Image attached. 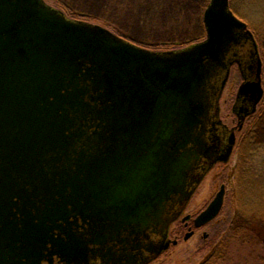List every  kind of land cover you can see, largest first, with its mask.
Masks as SVG:
<instances>
[{
	"label": "water",
	"instance_id": "95a60500",
	"mask_svg": "<svg viewBox=\"0 0 264 264\" xmlns=\"http://www.w3.org/2000/svg\"><path fill=\"white\" fill-rule=\"evenodd\" d=\"M204 22L205 39L161 51L46 0H0V264H145L167 247L218 148L209 127L244 40L258 62L243 114L264 95L258 43L230 0H210Z\"/></svg>",
	"mask_w": 264,
	"mask_h": 264
},
{
	"label": "rangeland",
	"instance_id": "374dc122",
	"mask_svg": "<svg viewBox=\"0 0 264 264\" xmlns=\"http://www.w3.org/2000/svg\"><path fill=\"white\" fill-rule=\"evenodd\" d=\"M80 13L87 14L81 18L94 24H99L115 33H123L143 42L172 41L178 43L174 46L184 47L190 42L201 41L206 37L204 11L210 0H60ZM51 5L62 7L57 0H46ZM235 13L252 24L258 41L259 52L263 61L264 84V0H230ZM68 8V7H67ZM67 13V12H66ZM69 16V15H68ZM251 28V27H250ZM252 29V28H251ZM252 31H254L252 29ZM186 43V45H185ZM189 43V44H188ZM171 46V45H168ZM171 50V49H165ZM243 77L237 64L231 68L226 86L220 101V117L228 125L237 123L238 117L233 110L234 100ZM252 131V132H251ZM251 132L258 143V157L255 165L258 166L264 159V95L258 104L257 111L250 116L241 130L236 132V143L230 158L215 165L201 181L196 193L190 200L189 206H201L219 183L225 182L228 189L221 214L212 222L206 224L200 231L185 240L184 234L178 245H171L163 251L156 261L151 264H199L203 255L212 244L213 230L215 228H228L230 224L240 223L251 219L231 211L228 207V194L233 188L235 173L230 175L231 168L236 166L239 157V144L246 133ZM222 174V178L217 175ZM230 175V177H229ZM219 187V186H218ZM264 196V176L260 190L256 188L249 194L253 197L256 193ZM264 209V206H263ZM251 224H256L264 235V219H257ZM174 225V224H173ZM175 226V225H174ZM203 233L208 236L204 237ZM240 255L249 259V264H258L256 259L248 256L244 247L238 249ZM234 253V250H232ZM242 257L230 256L221 264H234V259ZM245 264V262L238 263ZM261 264H264L261 262Z\"/></svg>",
	"mask_w": 264,
	"mask_h": 264
},
{
	"label": "trees",
	"instance_id": "16d2710c",
	"mask_svg": "<svg viewBox=\"0 0 264 264\" xmlns=\"http://www.w3.org/2000/svg\"><path fill=\"white\" fill-rule=\"evenodd\" d=\"M57 2L60 4L62 3V7L66 8V12L69 16L88 19L86 17L87 14L78 12L60 0H57ZM231 7H233L232 4ZM249 27H251L256 34L252 24L249 23ZM119 34L138 44L157 50L180 47L174 46L178 43H173L172 41L149 43L136 40L121 32ZM251 132L246 133L239 144L240 154L234 168L235 178L233 188L228 194V207L231 211H234V213L237 212L243 217L251 219V222H254L259 218L264 219V196L257 192L253 197H249V194L254 192L256 188L260 190L262 187L264 159L258 166L255 165L259 154V148ZM251 222L244 220L240 223L230 224L228 228L225 229L215 228L212 235L214 237L213 239L216 238V240H213L199 264H221L226 262L230 256L242 257L234 259V264L242 262L249 264V259L244 255H240L238 252V249L241 247L248 250V256L252 258V260L256 259L258 264H261V262L264 263V235L261 230L257 228V225H253ZM232 250H234V253H232Z\"/></svg>",
	"mask_w": 264,
	"mask_h": 264
},
{
	"label": "flooded vegetation",
	"instance_id": "af4514ba",
	"mask_svg": "<svg viewBox=\"0 0 264 264\" xmlns=\"http://www.w3.org/2000/svg\"><path fill=\"white\" fill-rule=\"evenodd\" d=\"M248 43H249V41L244 40L242 42V44H241V48H235L234 50H232L231 54L228 55L229 58L232 59L231 60L230 71H231L232 66L234 64H237L238 68H239V70L241 72V75L243 77V81L246 78H248V79H254L255 78V75H256V66H255V64L258 62V60L256 59V54L253 52V50H251L250 44L247 45ZM244 46L247 47L246 48V52L242 51V47H244ZM259 57H260V60H261V76H262L263 61H262V57L260 55V52H259ZM245 64L247 66V69H245ZM262 84H263V76H262ZM263 86H264V84H263ZM221 97H222V94H221L220 100H219L218 122H220V124L216 123L213 126H210L209 127L210 131L208 133V136H209V139L211 141V144H213L214 141L216 143L218 142L217 143L218 144V148H217L218 151H216L217 149H215V152H212V154L210 155L209 158H202L203 161H202L201 165H203L204 163H207V162H209V163L211 162L212 164L209 165L206 168V170L202 172L203 173V177H202L201 181H203V178L207 175V173L211 170V168H213L215 165H217V164H219L221 162L223 163V162L227 161L230 158V156L233 153V149H234L235 143L237 141L236 138H235V143H234V145L232 147V150H231L232 152H231L229 158L227 160H224V158H219V157H221L225 153L224 148H225V146L228 145V143L230 141V138H232L233 134L236 137V132L243 128V125L246 122V120L250 116H252V114H253V113L243 114L242 111H244L245 108H247L249 105H251V102H250L249 98L238 97V91H237V94H236V97H235V100H234L233 110L236 112L238 120H237V123H234L232 126L228 125L220 117V101H221ZM234 168H231L230 175L234 174ZM230 175H229V177H230ZM217 178L221 179L222 178V174L217 175ZM201 181L198 184V186L196 187L193 195L196 193L197 188L199 187V185H201ZM218 186H215L214 190L210 192L209 197L206 199V201L205 200L203 201L201 206H189L190 200L193 197V195H192L191 199L186 203V205L183 208V210L181 211V213L170 223V225L168 227V230H167V237H166V240H165V243L167 244V247L163 251L169 249L171 245H175V246L178 245L180 240H181V238H182V236H183V234H184V237H183L184 239H185V236L187 235L188 232L192 233L189 236V237H192V236L196 235L200 231V229H202L205 226L204 225V226L197 227L195 225V218L200 214V212L202 210H204L209 205V203L215 198V196L218 194V192L223 189V187H224V190H225L224 197L226 199L227 189H228L226 183L225 182H222L221 184L219 183ZM224 204H225V200H224ZM203 236L207 237L208 234L207 233H203ZM187 239H185V240H187ZM157 257L154 258V259H151L150 261H148L145 264H151L153 261L157 260ZM94 264H100V263L98 261H94Z\"/></svg>",
	"mask_w": 264,
	"mask_h": 264
}]
</instances>
